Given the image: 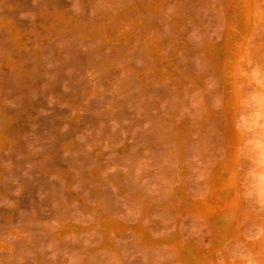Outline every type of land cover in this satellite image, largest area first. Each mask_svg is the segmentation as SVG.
<instances>
[{
  "label": "rangeland",
  "instance_id": "obj_1",
  "mask_svg": "<svg viewBox=\"0 0 264 264\" xmlns=\"http://www.w3.org/2000/svg\"><path fill=\"white\" fill-rule=\"evenodd\" d=\"M182 260L264 264V0H0V264Z\"/></svg>",
  "mask_w": 264,
  "mask_h": 264
},
{
  "label": "bare ground",
  "instance_id": "obj_2",
  "mask_svg": "<svg viewBox=\"0 0 264 264\" xmlns=\"http://www.w3.org/2000/svg\"><path fill=\"white\" fill-rule=\"evenodd\" d=\"M245 3L247 5H249V0H245ZM126 23V21H124ZM130 26H132L134 28V31L131 32L132 34H127L126 30H125V25H123L119 32L113 27H109L107 29L102 30L101 32V38L105 39L107 41H111L112 38H115L116 41H121L122 44L129 46L130 42H132L133 40H137V39H143L144 44H147V38L143 35L142 33V29H143V22L142 20H140L139 18H134L131 22H130ZM120 35V39H118V36ZM83 36H85V33H82ZM244 59V57L240 58V61H242ZM158 72L161 76V78L163 80H166L169 78V72L170 69L167 65H165L163 62H161L158 66ZM183 141V139H182ZM212 199L214 200H224V195L222 194L221 190H216L214 192H212L211 194ZM210 210V206H208L207 204H202L199 205L196 208V213L198 215H203L204 218H206V213H208V211ZM183 264H187L184 260H182Z\"/></svg>",
  "mask_w": 264,
  "mask_h": 264
}]
</instances>
